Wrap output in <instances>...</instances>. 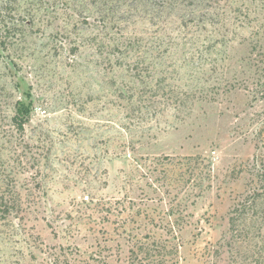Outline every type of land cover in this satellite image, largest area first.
Returning a JSON list of instances; mask_svg holds the SVG:
<instances>
[{
  "label": "rangeland",
  "instance_id": "rangeland-1",
  "mask_svg": "<svg viewBox=\"0 0 264 264\" xmlns=\"http://www.w3.org/2000/svg\"><path fill=\"white\" fill-rule=\"evenodd\" d=\"M263 78L264 0H0V264H264Z\"/></svg>",
  "mask_w": 264,
  "mask_h": 264
},
{
  "label": "trees",
  "instance_id": "trees-1",
  "mask_svg": "<svg viewBox=\"0 0 264 264\" xmlns=\"http://www.w3.org/2000/svg\"><path fill=\"white\" fill-rule=\"evenodd\" d=\"M173 0H165L166 4H171ZM264 79V78H263ZM262 79V83L258 86V89L256 90L257 94L260 95V97H264V87H261L262 84H264V80ZM261 81V80H260ZM154 86V85H153ZM152 86V87H153ZM227 86H225L224 89H226ZM159 89H162L161 85L156 82L155 88H150V91L158 92ZM182 93L186 96V98H190V91L189 90H182ZM211 98V97H210ZM209 98V99H210ZM183 99V95H182ZM147 104H144L142 107H154L155 103L159 101V97L157 96H147L146 99ZM172 96H167L164 98L165 105L169 104L167 101H172ZM139 101V99H138ZM137 101V102H138ZM141 101V100H140ZM143 101V100H142ZM161 102V100H160ZM139 103V102H138ZM132 105H134V101L132 100ZM138 107V104H137ZM13 119L15 120L16 124L20 129H22L23 121L19 116H14ZM199 156H188L185 157V161H190L193 159H198ZM168 158L167 160H169ZM170 163V162H169ZM248 171H250V174L257 177V187L253 189L252 193H250L248 196L242 197L240 200L237 201V203L234 205V210L230 213H234L229 217L230 221V227L232 229L235 227V223L242 218L243 213H245L246 209H252L251 205L249 204V201L247 198H253L256 197V195H262L264 193V166H262L260 169H257L256 167L249 168ZM185 200V199H184ZM182 207L180 209L174 208L169 206L166 208L167 212H164V217L162 218L165 220L166 224L169 226V230L173 232V223L174 221H183L185 219V212L186 206L180 204ZM179 207V206H178ZM12 206H9L7 201L5 200V196L3 194H0V216H4L8 213H10ZM177 214H175V212ZM170 215L174 216V219L170 217ZM174 237V234H172ZM143 237H147L145 240ZM178 251V244L177 242H173L169 238H162L159 237L157 239L148 237L147 234L142 236L141 239L136 240L133 242L132 246L128 248V255H127V262L128 264H176L177 261L175 259ZM76 252V251H75ZM76 256L73 257H65V261H60L59 264H90L87 260L82 258L81 255L76 253ZM100 254L98 256L92 255L90 256V259L92 260V264H105V260H101Z\"/></svg>",
  "mask_w": 264,
  "mask_h": 264
}]
</instances>
